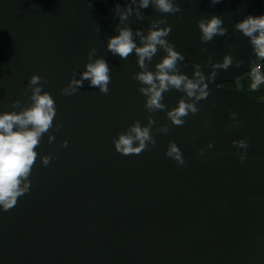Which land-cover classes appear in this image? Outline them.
<instances>
[{
    "label": "water",
    "instance_id": "1",
    "mask_svg": "<svg viewBox=\"0 0 264 264\" xmlns=\"http://www.w3.org/2000/svg\"><path fill=\"white\" fill-rule=\"evenodd\" d=\"M138 3L0 0V114L31 106L28 84L35 74L43 79L33 87L50 93L57 110L35 149L29 191L10 210L0 207V264H264V106L225 84L263 60L234 26L264 15V0H173L182 8L175 14L150 3L139 9L142 20ZM117 4L133 8L123 23ZM214 15L228 31L205 44L198 21ZM157 19L171 26L166 39L185 57L177 63L182 74L193 78L197 64L206 78L217 72L206 81L208 98L183 126H174L167 111L181 98L193 101L172 89L164 93L165 110L148 112L142 85L133 79L141 71L135 52L125 60L107 49L118 25L131 28L142 46L136 32L146 36ZM92 49V61L108 63L110 91L103 94L86 80L75 94H62L80 79ZM165 55L158 48L145 61L148 70L155 72ZM226 56L232 65L214 69ZM149 116L156 145L139 155L118 153L113 141L137 120L148 127ZM165 126L167 134L157 132ZM240 140L248 147L233 145ZM169 142L187 166L165 155ZM44 156L52 158L47 166Z\"/></svg>",
    "mask_w": 264,
    "mask_h": 264
},
{
    "label": "clouds",
    "instance_id": "2",
    "mask_svg": "<svg viewBox=\"0 0 264 264\" xmlns=\"http://www.w3.org/2000/svg\"><path fill=\"white\" fill-rule=\"evenodd\" d=\"M92 0H89L91 6ZM132 4H137V0H131ZM150 3L155 10L164 14H175L182 11L179 3H173V0H139L136 9L138 19H143L139 9H147ZM213 5L221 3V0H211ZM116 12L119 14L121 23L128 20L133 14L131 5L126 10H121L120 5H116ZM165 19H157L151 22L148 34L145 36L141 31L136 35L140 36L138 46L133 39V32L129 27L117 26L118 35L110 37L107 49L113 55H118L121 59H127L133 52L138 57L140 72L133 76L142 86L138 91L146 98L145 108L148 112L163 111L166 105L162 103L164 93L175 89L186 94L188 102L181 98L178 106L167 111V118L174 126H183L185 117L189 113L195 115L199 112L197 104L199 101L207 99L210 91L207 80L214 81L217 72L213 71L210 77H205L200 70V65H194L196 69L193 78L182 74L177 68L178 61L185 59L181 52L175 49V46L166 39L172 29L171 26L161 27L166 24ZM198 27L202 33L201 41L205 44L210 42L215 36H225L227 29L223 26V20L219 16H212L210 19L202 18L198 21ZM235 30L241 32L250 39L253 51L258 59H264V15H248L243 20L235 24ZM158 48L163 49L166 55L161 62L156 64V71L148 70L145 61L151 62L156 55ZM96 54V49L88 53V60L85 65L86 70L81 74L80 79L73 78L68 87L62 89V94L71 96L77 89L83 87L84 81H90V87L98 88L101 93L108 94L111 77L110 68L104 58H98L92 61ZM211 62V61H209ZM232 65V57L226 56L222 63L212 65L214 69L227 70ZM239 66V63L237 64ZM42 77L38 74L30 78L28 88L31 91L30 107L24 108L20 112H4L0 114V207L7 211L17 204L20 196L29 191L31 174L34 163L37 160L38 152L35 150L41 141L42 136L48 133L53 127V121L56 116L55 100L50 93L43 90ZM264 81V77L257 70L254 74V84L256 87ZM44 83H47L44 81ZM20 101H15L13 107H18ZM235 117L236 113L232 114ZM155 120L148 117V127H143L139 120L135 121L126 133H121L118 139L113 141L115 150L122 155H139L148 148V145H156V140L151 135V125ZM57 130L62 125H56ZM167 134L170 129L165 126L157 129V132ZM54 137H49L51 142ZM138 142L137 146H134ZM233 145L240 148H247V140L233 141ZM63 146L67 147L68 142L64 141ZM211 146V145H210ZM202 152V150H201ZM165 155L177 162L178 165L187 166L180 148L175 142H169ZM241 156V161L244 160ZM50 156H44L42 163L47 166L51 161Z\"/></svg>",
    "mask_w": 264,
    "mask_h": 264
},
{
    "label": "trees",
    "instance_id": "3",
    "mask_svg": "<svg viewBox=\"0 0 264 264\" xmlns=\"http://www.w3.org/2000/svg\"><path fill=\"white\" fill-rule=\"evenodd\" d=\"M264 65V59L262 60V62H260V64L258 65L260 68L261 66ZM252 71L246 73L245 75H242L241 77L232 79L228 82H226L225 84L233 87V88H240L242 90H245L249 93L254 94L257 99L261 102V104L264 106V98L260 96V94L258 93V91H254L252 88V84L249 81V77L251 76Z\"/></svg>",
    "mask_w": 264,
    "mask_h": 264
},
{
    "label": "crops",
    "instance_id": "4",
    "mask_svg": "<svg viewBox=\"0 0 264 264\" xmlns=\"http://www.w3.org/2000/svg\"><path fill=\"white\" fill-rule=\"evenodd\" d=\"M259 71V74L264 77V65L261 66V68L258 66L256 69H253L252 70V74L251 76L249 77V81L250 83L254 84V74L256 71ZM254 91H258V93L260 94L261 97L264 98V81H262L260 84H258L256 87H253L252 88Z\"/></svg>",
    "mask_w": 264,
    "mask_h": 264
},
{
    "label": "built area",
    "instance_id": "5",
    "mask_svg": "<svg viewBox=\"0 0 264 264\" xmlns=\"http://www.w3.org/2000/svg\"><path fill=\"white\" fill-rule=\"evenodd\" d=\"M257 67H258V66H257ZM257 67H256V68H257ZM256 68H255V69H256Z\"/></svg>",
    "mask_w": 264,
    "mask_h": 264
}]
</instances>
